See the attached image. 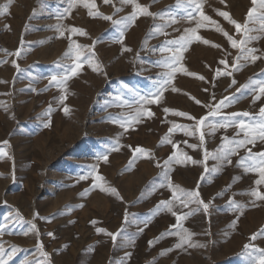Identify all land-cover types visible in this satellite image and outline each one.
Returning <instances> with one entry per match:
<instances>
[{
  "label": "rangeland",
  "instance_id": "1",
  "mask_svg": "<svg viewBox=\"0 0 264 264\" xmlns=\"http://www.w3.org/2000/svg\"><path fill=\"white\" fill-rule=\"evenodd\" d=\"M85 2L0 0V152L7 153L0 155V244L9 251L12 245L17 246L9 264H31L33 261L40 264H128L131 257L125 253H131L132 246L139 241V234L150 236L151 233V220L143 223L135 220L141 213L140 207L144 205L153 211L160 201L172 197V189L167 187L168 178L171 181L173 178L170 170L165 175L162 167L155 164L159 161L163 165L164 159L174 151L183 159L179 150L200 163L187 161L188 171H194L191 187L181 181L176 185L186 190H195L199 185L202 199L210 202L207 212L195 203L184 211L174 210L184 214L199 208L188 216L200 214L196 236L188 238L191 244L198 241V244L206 245L194 251L186 244L182 254H187L190 260L197 259L198 264H252L258 253L252 249L246 251L244 246L250 244L257 250L264 249V234H261L264 202L259 208L260 214L249 216L256 211L251 191L259 188L264 192V185L251 183L249 178L256 179L259 173L248 172L238 164L240 158L246 156V150L241 148L238 155L230 156L232 164L210 156L206 161L209 172L203 180L201 175L204 173L205 148L217 156L222 155L217 151L221 148L227 153L235 147L229 141L245 138L246 134L238 127L239 120L247 123L259 120L264 96L259 100L254 97L259 85L264 83V32L250 33L260 39L252 40L248 45L257 49L254 54L261 58L255 62L241 60L239 70H235L230 66L239 49L232 48L230 41L216 31L210 21H204L205 27L198 28L197 35L212 43L204 44L193 36L177 64L178 68L197 75L177 71L160 102L143 105L144 114L137 116L139 106L135 101L139 96L155 92L166 79L164 74L170 71L164 65L166 61L172 62V53L162 49L171 47L175 51L177 46L166 42L179 38L184 29L196 27L201 17L188 6L187 0H139L149 11L159 15L139 16L124 30V40L120 43L121 26L88 13L99 11L120 19L132 13L133 7L122 4L121 0H111L108 4L104 0H95L96 8L90 9L84 6ZM198 2L202 3L206 16L235 39L242 38V33L237 34L235 26L217 10L227 11L233 19L244 23L249 9L253 8L252 0ZM259 11L257 6V13L248 24L250 28H260ZM188 12H193L196 19L189 20ZM73 27L86 30L87 35L74 34ZM215 44L220 47H214ZM76 45L90 47L79 49L82 69L76 76H70ZM125 47L131 51H125ZM17 51L19 55H16ZM221 59H227V69L219 64ZM94 65L99 70L94 71ZM218 68L231 71L232 76H216ZM66 74L68 78L63 79ZM53 76L57 77L56 81L51 80ZM200 76L205 79H199ZM233 79L236 84H232ZM245 84L248 87L241 88ZM238 88H241L240 92H237ZM233 94L235 99L226 102L222 114L207 117L203 128L195 135L174 130L169 135L172 144L160 143L173 124L195 123L174 112L166 113L165 108L187 112L200 119L211 110L205 105L215 104ZM117 97H123L128 103L122 104ZM192 97L201 103L197 104ZM65 107L69 109L67 113ZM146 110L154 115L149 117ZM243 112L250 115L235 118L230 115ZM233 120L230 127H218ZM49 121L50 125L45 127ZM201 130L205 136L203 142L199 139ZM117 142L119 150H112ZM192 144L198 147H190ZM138 146L149 152L134 154ZM248 147L253 152L264 151V142L257 140L254 146ZM104 154L108 155L107 162L97 159ZM133 158L134 163L129 165ZM93 165H98L96 172L92 170ZM172 168L179 170V163L173 162ZM96 175L104 179L97 181ZM82 176L88 178L80 179ZM94 183L97 186L94 187ZM111 188L119 195L104 190ZM221 192L223 195L217 196ZM130 196L133 201L125 200ZM230 199L246 205L242 215L241 211L234 210ZM175 203L179 204L178 201ZM17 210L23 219L16 215ZM126 213L128 222L125 224ZM172 225L168 223L166 227ZM122 227L125 230L115 243L105 233L97 232L103 228L116 233ZM49 232L54 238L48 235ZM253 234H257L255 240L251 239ZM41 242L43 251L50 254L47 257L39 249ZM145 243L142 249L149 251L153 244ZM171 248H175L174 243ZM180 255L176 253L175 260L170 262L166 259L155 261L156 256L152 261L153 264H179ZM149 261L151 259L144 262ZM193 261L192 264H197Z\"/></svg>",
  "mask_w": 264,
  "mask_h": 264
},
{
  "label": "snow or ice",
  "instance_id": "2",
  "mask_svg": "<svg viewBox=\"0 0 264 264\" xmlns=\"http://www.w3.org/2000/svg\"><path fill=\"white\" fill-rule=\"evenodd\" d=\"M179 2V0H178ZM104 3L108 4L111 3V0H104ZM122 4L125 5H131L133 7V11L132 13H130L128 16L126 17H122L120 19H113V17L111 15H105L103 13H100L99 11H89V15L90 16H102L103 19L111 21V23L113 25L116 26H121L122 30L120 32V37H119V41L120 43H123L124 40V30H126L129 26V24H134L135 20L141 16V15H147V16H156L159 15L158 13H152L151 11H149L148 6L146 5H142L141 3H139V0H121ZM188 6L190 8H193L195 11H197L199 13V16L201 17V21L199 23H197L196 27H192V28H187L184 29V34L179 36V38L177 39H172V40H168L166 43L168 45H174L177 46L175 51H173V49L171 47H164L162 49V51H166V52H171L172 53V57L171 60L172 62H165V67L170 69V71L166 72L164 75L166 77V79H163V81L159 84V87L156 89L155 92L149 94V95H142L139 96V99L135 101L136 105H138L139 107L137 108V116L144 114L145 109H143V105L145 104H158L160 102V99L163 97L164 92L167 91L168 86L170 84V82L172 81V78L174 76V74L177 71H185L187 75L190 76H196V73H192V72H187L186 69L178 68L177 64L179 63L180 59L182 58V52L184 50H186L187 45L191 42L192 37L194 36L195 39L197 41H202L204 44H210L212 43L211 41L205 39L204 37L197 35V29L198 28H202L205 27L204 25V21H210L211 24L216 26V31L221 32L228 41H230L231 43V47L234 49H239L238 54L236 55V57L234 58V62L233 64L230 66L232 69L235 70H239L240 67V61L241 60H245V61H250V62H255L256 60L260 59V56L255 55L254 53L257 51V49L254 48H249L248 45L252 40H257L260 39L259 36H253L250 35V33L254 32V31H262L264 32V0H252V4H253V8L249 9L248 13H247V17L244 23H240L238 21H236L235 19H233L230 15L229 12L227 11H218V14L225 18L226 20L229 21L230 24L235 26V31L237 34H241L242 33V38L237 40L233 37V35H230L227 31H225L215 20H212L210 17L206 16L203 12V5L201 2H198V0H187ZM221 3H226V0H221ZM84 6L90 9H95L96 8V4H95V0H86V2L84 3ZM257 6L259 8V13H258V19H259V23H260V28L259 29H255V28H250L248 26L249 21H251L253 19V16L255 13H257ZM121 9H117V11H120ZM187 18L189 20H195L196 16L193 14V12H188L187 13ZM173 23H175V21H172ZM71 31L75 34V33H80L81 35H87L86 30L84 29H80V28H76L73 27L71 29ZM164 35H167L166 33H162ZM61 36L64 35V32L61 31L60 33ZM75 43V42H73ZM214 47L219 48L220 45L215 44L213 45ZM81 47H90V46H80V45H76V52H75V59L73 62V65L70 68V76H76L78 74V72L82 69V64H81V60H82V54L80 52V48ZM125 51H131L130 48L125 47L124 48ZM94 54V53H93ZM16 55H19V51H17ZM67 55V54H66ZM85 62L87 63V59L84 58ZM220 65H224L225 69H227L229 67L228 61L227 59H221L219 61ZM18 67V65H17ZM93 70L97 71L99 70L97 66H93ZM221 75H226V76H232V72L231 71H221L219 68L216 70V76H221ZM68 78V74H66V76L63 79H67ZM199 79L204 80L205 77L200 76ZM52 81H56L57 77L53 76L51 77ZM62 82V81H61ZM232 84H236L235 79L232 80ZM127 87V86H125ZM248 85H241V88H247ZM241 88L237 89V92L241 91ZM173 91H178V89H173ZM207 91V90H205ZM254 91H256V89H254ZM137 95H139L137 93ZM261 96H264V83H261L259 85L258 88V93L255 95L254 100H259L261 98ZM118 100L121 101L122 104H127L128 102L125 101L123 99V97H117ZM192 99L195 100V97H192ZM235 99V94H233L232 96H225L222 99H220L218 102H216L215 104H209V105H205V107H209L211 110L208 112L206 117H201L200 119H197L195 116H191L189 113L187 112H183V111H176L174 109H169V108H165L164 111L167 112H174L176 115L181 116V117H187L188 119L194 121V124L191 125H184V124H173V127L169 129V134H166L162 140H161V144L164 143H168V144H172V140L169 139V135L174 131V130H181V131H185V133L189 136L195 135L196 131L198 129H202L205 121L207 119V117H214V116H219L221 115V109L226 105V102L230 103L231 100ZM212 100L215 101V96H212ZM195 102L197 104H200L201 101L199 100H195ZM129 107H131V105H129ZM69 111V109L67 107L64 108V112L67 113ZM146 114L150 117L152 115H154V113H152L150 110H146ZM233 118L238 117L240 115H243L245 117L249 116L250 114L248 112H243L242 114H238V113H232L230 114ZM235 121H229V122H225L223 124L218 125V127H222V128H227L232 126V124ZM50 125V121L48 122V124H45V127H48ZM121 127H125V125H121ZM238 127L240 129L241 132H244L245 138L244 139H240L237 141H229V143H234L235 147L231 148L230 151H228L227 153H225L223 151V148L218 149L217 151L221 152L222 155L221 156H217L214 155L212 153H209L208 150L205 148L204 149V156H203V160L205 162V166H204V173L201 175V180H203L205 178V175L209 172V169L207 167L206 161L209 159V157L211 156L213 159H224L226 160V162L228 164H232V160L230 159V156L232 155H238L239 152L238 150L243 148L246 150V156L241 157L240 160L238 161V164L240 166H243L248 172H257L259 173V178L255 181L256 185H261L264 184V151H260V152H253L251 147H248V145H255L257 140L264 142V107L260 108L259 111V120L257 122L254 123H247L245 122L243 119H240L238 122ZM215 130V129H213ZM125 131H127V127H125ZM199 139L201 142L204 141L205 136H204V132L201 130L199 132ZM227 139V138H225ZM4 144H7V141L3 142ZM184 143H187V141H185ZM192 148H197L198 145L196 144H192L189 145ZM119 144L117 142V146L114 147L112 150H119ZM131 147V146H129ZM174 148L178 147L177 145H173ZM149 152V150L138 146L134 149V154L135 153H139L141 155H145ZM0 155H7V153L4 152H0ZM181 155L183 156V159L180 158V156L177 155V153L174 151L169 157L168 159L163 161V165H161V163L159 161L156 162L157 167H162V170L165 171V175L167 174V171L171 170V164L173 162L175 163H186L187 161H191L192 164H197L200 163L199 161L193 159L190 156H187L184 153H181ZM135 158V156H134ZM134 158L132 160L129 161V165H132L134 163ZM98 160H103L104 162L108 161V155L104 154L102 156H98L97 157ZM98 168V165H93L92 166V170L93 172H96V169ZM88 175H92V173H89ZM87 176H82L80 179H87ZM95 179L97 181L99 180H103L104 178L101 175H96ZM94 187L97 186L93 185ZM162 187L164 185H161ZM167 187H169L170 189H172V197L169 200H162L160 201L157 205L156 208L159 209H164L167 210L169 212L172 213L173 216H175L177 218V224L172 225L171 228H180L181 231L183 232H187V229L183 228V225L180 224V221L185 220L188 216L193 214V211H198L199 208L184 213V214H178L176 211H173V202L174 201H178L179 202V206H182L183 208H188V206L190 204H197V205H202L203 210L205 212L208 211L209 208V203L204 202V200L202 199L200 192H199V185L197 186V188L195 190H185L180 186H174L171 183L170 178H168V184ZM105 191H111L112 193L116 194L117 196L119 195L117 190L114 188L111 189H104ZM87 191V190H86ZM177 191H179L180 195H177ZM223 192L218 193L217 196H222ZM251 195L255 198V200H260V201H264V192L259 191V188L253 189L251 191ZM216 197H213V199H215ZM120 199H122V197H120ZM6 203V202H5ZM229 203L231 205H234V210H238L241 211V215L243 214L242 209H244L246 207V205L243 204H238L235 200L230 199ZM254 203V201H253ZM82 207V205H81ZM16 215L20 218L23 219V217L20 215L19 210L16 211ZM37 216L39 215L38 213L36 214ZM41 219H48L47 217H41ZM128 222V216L127 213L125 214V219H124V223L126 224ZM93 223H95V221H93ZM147 226V225H145ZM33 230L36 229L35 224L32 225ZM124 228L122 227L121 229H119L116 233H112V232H108L106 229L103 228H99L97 229V232H103L105 233L107 236H109L113 243H115L118 239V237H120L122 235V233L124 232ZM140 231L142 232L143 229H140ZM181 231H176V232H171L169 231L167 234L168 235H176V236H180V243L176 244L175 247L176 248H181L183 247L184 244H189V246H193L190 243V239L186 236L181 235ZM261 234H264V230H261ZM48 235L50 237L54 238V234L49 232ZM162 236L165 234H161ZM191 234L189 233V236ZM256 235L257 234H253V236L251 237V239L255 240L256 239ZM153 241H149V244H152ZM198 247H206L205 244H199V245H195ZM245 250H249L252 249V251L257 252L258 256L254 257L252 259V264H264V249H255L253 245H245ZM39 249L42 252V255L47 257L50 254L47 253L46 251H43V243L41 242L39 245ZM171 249L168 250H164V252H162L161 254H164L167 251H170ZM17 252V246L12 245L11 246V250H7L5 249V247L3 246V244H0V264H9V261L12 259V257L16 254ZM126 255H128L130 257L131 253H127ZM31 264H40L39 261H33L31 262Z\"/></svg>",
  "mask_w": 264,
  "mask_h": 264
},
{
  "label": "bare ground",
  "instance_id": "3",
  "mask_svg": "<svg viewBox=\"0 0 264 264\" xmlns=\"http://www.w3.org/2000/svg\"><path fill=\"white\" fill-rule=\"evenodd\" d=\"M229 3V2H228ZM210 4V3H209ZM233 6V5H232ZM234 6H236L234 4ZM236 10V9H235ZM233 12V10H232ZM235 17V16H234ZM242 35V34H241ZM180 84V83H179ZM190 107V106H189ZM199 112V111H198ZM197 116H198V113H196ZM194 116V115H193ZM199 117V116H198ZM159 125V124H158ZM158 133V132H157ZM156 145V143H155ZM181 146V145H180ZM159 147V146H157ZM163 147V146H162ZM161 147V148H162ZM182 147V146H181ZM188 148V147H187ZM186 148V149H187ZM155 149V148H154ZM163 149V148H162ZM161 149V150H162ZM178 149H181L180 147ZM185 149V148H184ZM185 149V151H187ZM189 149V148H188ZM172 150V149H171ZM174 150V149H173ZM172 150V151H173ZM182 150V149H181ZM196 150V149H195ZM166 151V150H164ZM169 151V150H168ZM161 152V151H160ZM179 152L182 153V151L179 150ZM191 152V151H190ZM197 152V151H196ZM159 153V152H158ZM163 153V152H162ZM186 153V152H184ZM194 153V152H192ZM157 154V153H156ZM165 154V153H163ZM179 154V153H178ZM190 154V153H189ZM162 155V154H161ZM188 155V154H187ZM194 155V154H192ZM196 155V154H195ZM156 156V155H155ZM164 156V155H163ZM168 156V155H167ZM160 157V156H159ZM162 157V156H161ZM194 157V156H193ZM155 158V157H154ZM158 159V158H156ZM195 159V158H194ZM160 160V159H158ZM165 160V159H164ZM154 162V161H153ZM190 162V161H189ZM223 163H221L222 165ZM156 165V164H155ZM197 165V164H196ZM144 167V166H143ZM149 167V166H148ZM147 167V168H148ZM150 168V167H149ZM155 168V167H154ZM153 168V169H154ZM179 170L178 169H171L170 170V173L172 174L171 177L172 178V181L171 183L174 185V186H177L176 183L178 181H181V182H185V185H187L188 187H191V183L193 181V174H194V171H188L190 168H188V162L186 163H179ZM182 168V169H181ZM146 169V168H145ZM143 169V170H145ZM195 170V169H194ZM154 171V170H153ZM228 171L231 173L232 171L228 169ZM256 175H257V172H255ZM142 174V173H141ZM155 174V172H154ZM159 174V173H158ZM164 174V173H163ZM139 175V174H138ZM143 176V175H142ZM258 177L255 179L254 177H251L249 178V181L251 183H255V181L259 178V174L257 175ZM144 177V176H143ZM143 179V178H142ZM147 180V179H145ZM143 181V180H142ZM253 181V182H252ZM140 182V181H139ZM121 184V183H120ZM261 185H264V184H261ZM179 186V185H178ZM124 189V188H123ZM122 189V190H123ZM126 190V189H125ZM186 190V189H185ZM124 191V190H123ZM139 193V191H138ZM138 193H136V195H138ZM170 194H172V191L170 192ZM169 194V195H170ZM177 195L179 193V191H177L176 193ZM252 196V195H251ZM121 197V196H120ZM167 198V197H166ZM125 200H128V201H133V197H125ZM156 200V199H155ZM169 200V198L167 199ZM153 201V200H152ZM156 202V201H155ZM263 202L264 201H260V200H255V207H256V211H253L252 212V215H249V216H254L253 214L255 213H259V208H261L263 206ZM177 203V202H176ZM173 204V211L174 210H181V211H184V208L182 206H179V204ZM157 204V203H156ZM155 205V204H153ZM141 209V213L139 214L138 213V217L135 218V220L139 223H143V222H146L147 220L150 221V225H149V230H150V236H144V235H141L139 234V241L136 242L133 246H132V251H131V255H130V259H128V264H140V262H143L144 264H153V261H152V258L154 256H156V260L158 261H163V259H166L167 261L170 262V260H175V256H176V253L179 252V254H181L178 258V262L179 264H192V260H190V258L188 257L187 258V254L185 256V253H183V249H184V246L186 244L183 245V247L181 248H171V244H178L180 243V236H176V235H172L171 237H169V235H167V232L171 231V232H176V231H181L180 228H171V226H167L166 225L168 223H173L174 225L177 224V218L175 216L172 215L171 212L167 211V210H164V209H157L156 207L154 208V210L150 211L148 210V208L146 206H141L140 207ZM133 214V213H132ZM260 214V213H259ZM258 215V214H257ZM200 218V214L196 217H192V218H189L187 217L185 220H182L180 221V224L183 225V228L184 229H187V232H183L181 231V235L183 236H186V237H192L193 236H196V226H197V223H198V220ZM134 221V220H133ZM199 224V223H198ZM165 227L167 229H165ZM189 233L191 234L189 236ZM161 234H165V235H161ZM149 241H153V245L151 247V249L149 251H144L142 248L144 246V243L145 242H149ZM146 244V243H145ZM193 246H189L192 250H197L198 249V246H195V245H199L198 244V241H195V242H192ZM168 249H171L170 251H167L165 252L164 254H161L162 252H164V250H168ZM177 251V252H176ZM128 253V252H127ZM125 253V254H127ZM145 259H151V261L149 262H144ZM193 263H197L198 264V261L197 259H195V261H193ZM124 264V263H123Z\"/></svg>",
  "mask_w": 264,
  "mask_h": 264
}]
</instances>
